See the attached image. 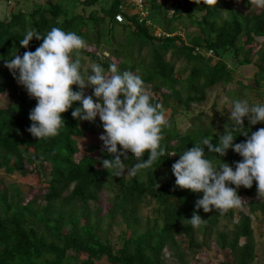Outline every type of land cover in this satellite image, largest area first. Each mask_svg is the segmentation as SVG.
<instances>
[{
    "label": "trees",
    "instance_id": "obj_1",
    "mask_svg": "<svg viewBox=\"0 0 264 264\" xmlns=\"http://www.w3.org/2000/svg\"><path fill=\"white\" fill-rule=\"evenodd\" d=\"M107 1L102 15L95 10L87 16L75 11L78 6L93 7ZM166 2L163 0L164 5ZM133 9L128 0H55L51 4L33 3L26 10H13L0 18V95L6 99L0 104V172L35 173L46 184L41 195L35 193L27 199L20 184L4 183L0 178V264H169L166 256L175 259L173 264H189L185 249L195 253L206 247L211 233L217 247L228 251L230 260L224 264H252L255 260L251 218L259 212L264 215V200L257 197L255 181L251 188L237 189L238 195L249 198L245 203L248 211H238L233 221V209L223 214L216 209L208 213L196 210L195 202L203 193L175 186V179H166L161 169L171 167L182 151L203 138H212L215 146L225 127L230 128L228 123L216 132L214 126L202 125L204 114L198 113L180 132L175 115L203 102L215 85L230 84L236 67L255 65L254 85L238 84L247 90L257 88L258 96L263 94L259 87L264 84V7L248 5V0H217L208 6L175 0L167 17L166 7L156 0H145L144 17L131 13ZM119 13L124 16L122 23L115 19ZM156 16L163 20L160 28H155ZM52 27L74 32L84 40L85 47L79 50L83 73L85 56L105 72L110 64H116L118 71L140 76L151 102L159 104L164 113L170 111L161 130L164 155L150 168L139 170L136 176L116 177L100 164L110 158L101 152L102 141L90 142L75 158L80 138L103 134L98 116L94 122L72 117L79 102L61 114L64 126L56 137L38 140L27 131L36 100L17 83L4 60L14 53L34 52L40 46L42 39L35 37L27 48L20 46L26 31L43 36ZM189 27L196 31L188 33L186 39L179 29ZM117 38L120 40L115 41ZM91 45L93 49L88 50ZM105 49L113 59L104 56ZM71 88L79 90L76 85ZM88 88L83 90L85 96H91ZM228 94L247 100L238 89H228ZM244 128L241 132L248 131L250 136L264 128V123L249 126L245 118ZM241 132L234 134V144L247 139ZM127 156L126 161L121 157L126 169L137 162L130 152ZM147 158L145 152L142 159ZM207 158L214 165L224 162L233 169V162L242 159L231 149L225 156L208 153ZM104 190L110 194V206L101 213L99 193ZM151 202L150 214L142 215L141 210ZM194 210L204 220L195 229L188 222ZM226 220L225 227L219 229ZM119 224L124 226L113 241L112 227Z\"/></svg>",
    "mask_w": 264,
    "mask_h": 264
},
{
    "label": "clouds",
    "instance_id": "obj_2",
    "mask_svg": "<svg viewBox=\"0 0 264 264\" xmlns=\"http://www.w3.org/2000/svg\"><path fill=\"white\" fill-rule=\"evenodd\" d=\"M190 2L208 6L217 0ZM248 5L261 8L264 0H248ZM34 37L42 39L34 52L25 51L22 56L14 53L10 59L4 60V66L13 78L30 98L36 100L28 117L32 123L27 131L32 137L38 140L56 137L64 126L61 114L73 108L74 102H79L80 106L75 107L71 115L74 119L88 122L99 117L103 128V134L99 136L101 152L110 157L102 159L100 164L105 170L111 169L116 177L122 174L136 176L139 170L150 168L164 155L160 141L162 127L167 124L166 116L159 104L151 102L140 76L129 71L120 72L116 64H110L105 72L96 63H92L90 72L84 74L79 50L85 47V42L74 32L52 27L41 36L34 30H28L20 39V46L27 48ZM72 85L79 90L73 91ZM88 87L92 88L91 96L83 93ZM228 109L230 128L225 127V133L218 136L215 146L211 143L212 138H203L191 149L182 151L171 166L175 186L203 193L202 198L196 200L195 209H203L205 213L216 209L223 214L239 208L242 200L237 189L241 186L251 188L253 181L256 182L258 196L264 197V128L257 129L250 136L248 131L241 132L245 129V118L249 126L264 123V104H249L246 99L233 100ZM237 132L247 139L234 144ZM228 149L242 158L233 162L234 169L224 162L216 167L207 158L208 153L225 156ZM128 152L137 162L126 169L121 157L128 160ZM145 152L148 153L147 160L142 159ZM203 221L195 210L188 219L193 229Z\"/></svg>",
    "mask_w": 264,
    "mask_h": 264
},
{
    "label": "rangeland",
    "instance_id": "obj_3",
    "mask_svg": "<svg viewBox=\"0 0 264 264\" xmlns=\"http://www.w3.org/2000/svg\"><path fill=\"white\" fill-rule=\"evenodd\" d=\"M55 0H0V18H5L10 11L21 9L26 10L30 7L31 4L37 3V4H51ZM175 0H167L166 4H163V0H158L157 2L162 4L164 7L167 8V17L171 14L170 5ZM181 1V0H180ZM241 0H236V3H239ZM108 4V1L104 4L96 5L93 7H82L78 6L76 8V12L83 14L84 16H87L91 11H96L99 15H102L103 11L102 8L106 7ZM254 6V5H252ZM134 12V11H133ZM156 13V12H155ZM157 15V14H156ZM163 20L159 19L158 16H156V21L154 22L155 28H160L162 26ZM196 31L194 27H189L184 29H179L180 35L185 37L187 39V34L192 33ZM195 34V32L193 33ZM120 38H117L115 41H119ZM259 46V43L254 45V49H257ZM93 46L91 45L88 47V50L93 49ZM104 56L107 59H113L111 54L108 50L105 49L103 52ZM145 50L142 51V54H145ZM256 56H253L252 59L255 60ZM227 63L230 67H232L231 62L229 59H227ZM92 62L88 60V57H83V69L85 70L84 74L89 73V71H86L87 68H90V65ZM179 65V62L176 64ZM257 71V68L253 64H248L244 66H238L233 70V77L234 80L228 84L226 87H222L219 84L215 85L212 89H210L207 92L206 99L199 103V104H192L189 111H182L175 115V123L177 126V129L180 132H184L189 125L191 124V118L194 115H197L198 113H203L204 116H201L200 120L202 122V125L214 126L216 132L224 129V127L230 123L229 122V115L230 111L228 108L231 107V103L233 100H238V98L233 94H228V89H238V91L243 92L246 95V98L248 101H251L252 103H263L264 102V84L262 83L260 85V90L263 93L261 96H258V89L257 88H251V89H245L244 85H254V77L253 74ZM185 76V74H183ZM240 82L243 86L240 87L238 84ZM90 90L87 91V93H90L92 95V88H88ZM155 96H157V93H154ZM6 99L4 96L0 95V104L3 105L5 103ZM170 115V111L167 110L165 112L166 118ZM206 116V117H205ZM199 120V121H200ZM98 141L100 143L99 137L95 135H86L85 137H82L78 140V144L80 146V152L79 154L75 155V158H77L79 155H82V152L84 153V147L87 146L90 142ZM214 165V164H213ZM218 167L217 165H214ZM161 172L165 175L166 179H172L175 177L173 176L171 172V167L168 166L166 168L161 169ZM0 178L4 180V183H18L21 186V190L25 193V197L27 199L31 198V196L35 193L41 195L43 193L45 183L40 181L39 178L35 173L28 174L25 176H21L18 173H13L11 175L4 174L0 172ZM239 197L242 200L241 206L239 208H233L235 211L233 221H235L238 217L237 212L238 211H248L245 203L249 200L248 197H246L244 194L239 195ZM258 199L264 200V197L257 196ZM255 197V198H257ZM98 204L102 208L101 213H105V211L110 206V194L107 191H101L99 193V201ZM154 206V203L151 202L148 204V206H145L141 213L142 215L146 216L150 214L152 207ZM119 220V218H117ZM228 223V221H222L219 224V229H222L225 227L224 225ZM251 225L253 229V235H254V241H255V252H256V258L253 261L252 264H264V215L260 212L257 214L256 218H251ZM123 224L114 225L111 230L113 241H115L116 235L119 232L120 228H123ZM229 226V225H228ZM227 226V227H228ZM231 227V225H230ZM214 232V230L212 231ZM197 238L200 240L201 235L200 233H197ZM242 242V240H240ZM186 252V258L188 259L189 264H224L223 261L230 260V257L228 255L227 250H220L214 240V235L211 233L207 237V246L199 249L195 253H189L187 249H185ZM169 264L176 263L174 258L165 257Z\"/></svg>",
    "mask_w": 264,
    "mask_h": 264
},
{
    "label": "built area",
    "instance_id": "obj_4",
    "mask_svg": "<svg viewBox=\"0 0 264 264\" xmlns=\"http://www.w3.org/2000/svg\"><path fill=\"white\" fill-rule=\"evenodd\" d=\"M144 1L145 0H128L130 4L132 3L134 5V9L131 11V13L138 14L140 17H144L146 15V13L142 10ZM115 19L119 23L124 22V16H122L120 13L115 16Z\"/></svg>",
    "mask_w": 264,
    "mask_h": 264
}]
</instances>
